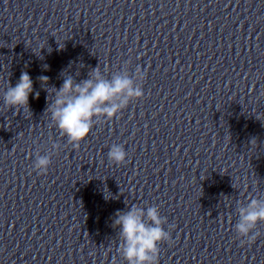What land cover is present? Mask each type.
I'll return each mask as SVG.
<instances>
[{
    "label": "clouds",
    "instance_id": "obj_1",
    "mask_svg": "<svg viewBox=\"0 0 264 264\" xmlns=\"http://www.w3.org/2000/svg\"><path fill=\"white\" fill-rule=\"evenodd\" d=\"M139 74V71H138ZM143 79V76H140ZM41 85L47 90L49 77H39ZM33 93V80L23 72L18 83H10L3 96L7 108L28 109L29 96ZM39 97V93L35 94ZM143 88L134 86L128 76L117 75L105 78L99 68L93 69L88 79L77 83L66 76L59 89H55V99L49 102L46 111L50 113L55 126L74 149H78L91 132L93 120L102 117L113 120L135 98L142 99ZM127 153L122 145L113 144L108 159L115 165H123ZM51 158L41 156L34 169L41 175L47 173ZM239 222L235 224L237 238L243 246L255 242L257 226L264 223V200L251 198L246 207L239 208ZM114 226L120 229L118 250L127 264H159L160 245L171 244V234L164 225L166 219L160 215L158 207L149 206L145 210L133 205L127 212H117Z\"/></svg>",
    "mask_w": 264,
    "mask_h": 264
}]
</instances>
